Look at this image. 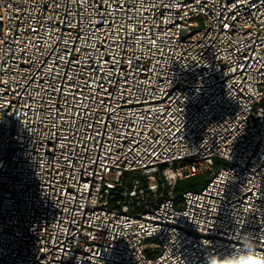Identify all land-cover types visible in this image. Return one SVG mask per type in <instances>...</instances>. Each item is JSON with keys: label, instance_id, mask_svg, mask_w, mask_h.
Instances as JSON below:
<instances>
[{"label": "built area", "instance_id": "2783aa9c", "mask_svg": "<svg viewBox=\"0 0 264 264\" xmlns=\"http://www.w3.org/2000/svg\"><path fill=\"white\" fill-rule=\"evenodd\" d=\"M0 264H264V0H0Z\"/></svg>", "mask_w": 264, "mask_h": 264}, {"label": "trees", "instance_id": "16d2710c", "mask_svg": "<svg viewBox=\"0 0 264 264\" xmlns=\"http://www.w3.org/2000/svg\"><path fill=\"white\" fill-rule=\"evenodd\" d=\"M207 182L206 177H196V178H190L186 180H181L176 185V192H181L184 190H194L198 187L202 186V184Z\"/></svg>", "mask_w": 264, "mask_h": 264}, {"label": "rangeland", "instance_id": "374dc122", "mask_svg": "<svg viewBox=\"0 0 264 264\" xmlns=\"http://www.w3.org/2000/svg\"><path fill=\"white\" fill-rule=\"evenodd\" d=\"M110 179H112V177H110Z\"/></svg>", "mask_w": 264, "mask_h": 264}]
</instances>
